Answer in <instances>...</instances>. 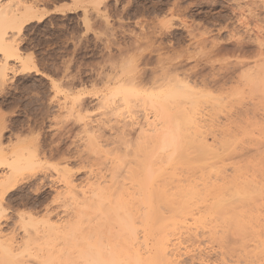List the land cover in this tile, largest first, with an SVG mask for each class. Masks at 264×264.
Returning a JSON list of instances; mask_svg holds the SVG:
<instances>
[{
	"label": "rangeland",
	"instance_id": "1",
	"mask_svg": "<svg viewBox=\"0 0 264 264\" xmlns=\"http://www.w3.org/2000/svg\"><path fill=\"white\" fill-rule=\"evenodd\" d=\"M27 8L34 12H31L32 17L29 15L30 18L27 16L25 21H21L23 22L21 33L11 27H8V30L4 29V25H9L8 17L12 14L20 16ZM6 13L10 16H6ZM0 17H2L0 19V31H7L4 44H0V73L3 75L6 73L0 79V148L3 150L2 152L0 149V154H6L5 156H8L10 161L17 159L19 164L21 162L23 164H20L21 170H18L20 182L15 187L13 186L14 188H11L3 198L7 212L0 219V233L2 231L1 236L4 237L0 240L2 243L0 245L1 261L4 258L2 245L10 242L17 250L16 258L19 257L17 259L19 264H38L41 260L43 261L41 263L48 264L46 263L48 259L46 254L49 255L50 249L53 250L54 248L56 250H53L52 253L56 255L51 257L54 259L53 262H58L61 259L58 248L60 250L63 244L58 239H54L55 235L52 238L54 230L52 229L51 233L50 229L51 227L58 228L59 225L61 228V226L64 227L71 223H80L77 222L78 217L74 210L77 207L75 203H78V210L84 206L85 200L82 199L84 193L90 197L100 183L101 185H108L112 179L115 180L117 177L129 188L130 191L128 192L133 193V189H130L133 186L130 184L132 182L129 178L130 175L126 173L128 168L123 166L121 170L114 169L117 171L116 173L120 171L118 173L121 174L120 176L113 173L112 166L117 160L119 161V157L124 156V153L119 151L125 149L122 148L124 145H120L123 144L121 139L123 135H121L122 132H119L122 130L120 127L123 128L124 123L131 122L124 130L127 134L130 133L134 136L135 130L139 127L137 124L142 123L146 116L153 117L152 113H155V108L149 102L147 105L146 102L142 101L143 103H141L135 98L126 103L119 95L115 98L107 96L110 88H114L115 82L119 79L121 82H127L124 78L128 77L129 73L127 74V72L130 70L133 72H130L132 75L139 72L141 75L143 74V77L147 76V79L153 77V74H163L164 70L169 67L170 69L173 67V70L177 68L178 74L175 73V77L176 74L180 75L176 78H182L187 86H191L189 91L186 88L189 94L190 91L192 94L194 93L192 90L195 91L192 99L191 96L193 95L186 96L188 98L179 95V101L185 104L184 109L188 113L196 111L195 117L197 116V119L201 116V120L198 119L200 123L202 122L204 125L208 121L206 129L204 127L206 125H204L205 130L202 129V131H204V135L207 134L211 151H215L214 149L217 148L216 152H212V154H216L218 151L221 155H219L220 157L218 155L211 157V154L203 163L204 166L206 165L205 168L202 165L203 170L195 169L197 175L194 170L185 168V166L183 170H177V172L166 162L164 164L165 172L170 168V172L167 170L169 173L166 174L168 177L173 173L174 175L180 174L177 176L181 178L184 176L183 179L187 177L184 179V183L181 178L177 179L175 175L176 181L180 179L183 181L182 183L180 180L181 184H179L178 181L171 180L174 177L170 176V178L173 177L169 178L173 181L169 180V184L172 185L169 186L170 190L176 183L180 187L184 185L187 188L194 185L195 187L198 186V190H202L203 187L205 190L206 182H209V186L212 183L220 186L223 177L225 179L228 175L229 180L227 179V181L229 182L231 181L230 177L239 175V184L242 179L243 183L248 184L247 187H249L250 192L253 190L255 193L254 189L264 192V162L261 159L264 158V90L261 89V86L257 85L258 88L256 85L252 86V81L251 84L249 82L253 77L256 81V75L263 72L264 68V60L261 61V57L257 59L259 55V43L257 41L260 39L264 42V0H0ZM4 18L8 20L6 21ZM255 61L260 62L255 64ZM186 73L188 74L186 75ZM248 74H253L252 79ZM184 83L183 86L180 84L177 86L182 90L185 88ZM250 86L254 88H250ZM254 89L257 90L258 94ZM261 90H263L262 93ZM102 96H107V98L103 97L104 100ZM107 100L111 101L108 102ZM193 100L194 105L191 103ZM193 106L195 107L193 108ZM202 120H205V123ZM132 123H135V127ZM132 129L133 131H130ZM119 135L121 136L119 137ZM117 138L120 139L121 143H118L119 139ZM126 138L129 139L128 136ZM224 140L232 143H230L232 150L230 147L226 149L225 145L228 143V147L230 144L227 141L225 144ZM223 146L225 153L222 151L224 150L222 149ZM165 153L161 155L163 156ZM246 160L249 162H245ZM260 161L262 162L260 163ZM248 163H255L254 166L256 165L257 170L254 166L251 167L253 164L248 165ZM262 163L263 167L261 168L259 165ZM193 165L196 166L197 164L194 163ZM6 167L7 165H0V175L8 171V167ZM216 170L220 174L217 172L216 175ZM112 176L115 179L111 178ZM188 176H192L193 179L192 177L188 178ZM64 178L68 182L70 181L71 186L76 187H74L75 194L74 192L67 194L68 190L65 185L67 180ZM205 180V183L202 182ZM216 180L220 184H216ZM248 182H251L250 185ZM245 183L244 186L247 185ZM229 187L230 191L225 192L226 197L230 192L231 197L229 196L230 198L227 199L238 205L241 203V197L234 195V193L231 195V191L234 190L231 185ZM77 191H81V194H78ZM253 192L250 193L251 196L257 193L253 194ZM259 193L256 199L260 198L259 202L255 201V205H253V199L252 203L250 202L251 205L248 204L249 208L254 206L252 208L254 211L250 209L252 211L250 212L254 217L258 214L255 217L258 218L257 221L252 222L251 215L248 213L249 209L246 207L247 204H244L245 206L240 205L245 207H241L244 210L248 209L245 211L250 215L251 223L248 222L249 226L247 224L246 228L250 230L254 227L252 225H255L254 228H256L259 227L258 224L261 223L260 226L264 224V199L262 198L264 193L262 195ZM194 198L189 205L192 209L189 210L190 212L193 211L191 212L193 217L196 216L191 217L189 212L188 215L183 214L185 217L183 216L184 218L179 220L177 225L179 232L176 234L178 235L171 237L176 243H181L178 251L180 252L178 253L180 254L178 255L180 264H251L252 262V264H256L259 260L257 264H264V251L260 242L264 241L262 240L264 239V225H262L263 229L256 228L257 231L261 232L263 238L262 236L260 238L249 237V239L246 237L244 242L241 237L240 239L237 238L239 235H233L234 233L231 232L232 238L230 234V238H228L231 241L227 240L228 243L226 241L222 245L223 243L218 240L223 235L220 234L228 230L224 229L228 225L224 224L225 226H223V223L218 222L216 217L208 215L205 207L208 202L211 203L212 197L209 196L207 199L205 197V202H208H204V205L201 203L203 202L201 198V201L199 198ZM197 202L200 208L196 206ZM83 209L85 208L83 207ZM166 210L163 213L169 217L168 208ZM88 212L93 214L91 209ZM23 214L24 220L27 215L35 216V220H32L34 223H27L28 220L21 219L20 216ZM87 216L93 218L94 215ZM87 216H85L86 220ZM86 220L84 218L81 220L84 223L82 229L88 232L89 225L87 224L88 220ZM92 221L94 222V220ZM198 221H203L201 226L196 223ZM217 225L219 228L216 227ZM182 226L185 227L181 229ZM196 226L199 227L195 231ZM187 227L194 228L193 231L195 232L193 233L197 237L193 233L190 235ZM201 227L203 228L201 229ZM212 227L218 229H215L217 231L215 233L217 237L218 235L221 236L218 237L219 239L213 238L215 234H212L211 237V232L214 233ZM138 228L142 230L139 225ZM209 230L213 231L210 232ZM229 230L234 229L229 228ZM48 231L50 232L47 233ZM141 232L140 236H142ZM52 239L57 243L59 241L58 245L57 243L54 245L55 247L53 246L55 241ZM40 240L41 242H39ZM50 241L54 242L51 243ZM148 241L147 243L151 247L154 241L153 239ZM219 242L221 244H218ZM34 244L38 245L35 246ZM235 244L237 248L234 247ZM228 245L233 248L231 249ZM238 245H242L243 248ZM19 248L21 249L19 250ZM149 249L152 250V247Z\"/></svg>",
	"mask_w": 264,
	"mask_h": 264
},
{
	"label": "bare ground",
	"instance_id": "2",
	"mask_svg": "<svg viewBox=\"0 0 264 264\" xmlns=\"http://www.w3.org/2000/svg\"><path fill=\"white\" fill-rule=\"evenodd\" d=\"M178 1V0H177ZM182 1V0H181ZM254 4V3H253ZM254 6V5H253ZM258 7V6H257ZM240 8V7H239ZM240 10V9H239ZM33 11V10H32ZM30 9L27 8L26 11H24V13H21L20 16L18 15H9L8 13H6V16H10L8 17V21H9V25H4V29L11 27L14 28L15 30L18 31V33H21L23 31V22L21 21H25V18L29 15H31L32 12ZM34 12V11H33ZM234 12V11H233ZM243 13V12H242ZM242 15V14H241ZM34 16V14H33ZM32 17V15H31ZM244 17V16H243ZM30 18V16H29ZM0 19H2V17H0ZM5 19V18H4ZM6 20V19H5ZM6 20V21H7ZM28 21V20H27ZM2 26V25H1ZM6 26V27H5ZM208 29V28H207ZM3 30V27H2ZM8 30V29H7ZM192 30V29H191ZM189 31V30H188ZM188 33V32H187ZM251 33V32H249ZM7 34V31L3 30L0 31V44L3 45L4 41H5V36ZM165 34V33H164ZM9 37V36H8ZM11 39V38H9ZM15 39V38H14ZM164 39V38H163ZM7 40V39H6ZM16 40V39H15ZM238 40V39H237ZM7 42V41H6ZM12 42V41H11ZM9 42V43H11ZM14 42V40H13ZM17 42V41H16ZM249 42V41H248ZM257 43H259V55L257 57L260 58L261 57V61H263L264 59V42L263 40H258ZM8 44V43H6ZM171 44V43H170ZM0 45V46H1ZM12 45V44H11ZM15 45V43H14ZM214 45V44H213ZM238 45V44H237ZM257 45V44H256ZM234 46V45H233ZM16 47V46H15ZM7 48V47H6ZM228 48V47H227ZM226 48V49H227ZM10 49V47H9ZM228 50V49H227ZM235 50V49H233ZM237 51V50H236ZM251 52V51H250ZM258 53V52H257ZM256 54V53H255ZM260 60V59H259ZM160 61V58H159ZM259 63L258 61H255V64ZM264 62V61H263ZM182 63V62H180ZM134 64V63H133ZM183 64V63H182ZM128 65V64H127ZM135 65V64H134ZM179 65V64H177ZM181 65V64H180ZM179 65V66H180ZM137 66V65H136ZM258 66V65H257ZM26 67V66H25ZM138 67V66H137ZM178 67V66H177ZM261 67V66H260ZM132 68V66H131ZM130 68V69H131ZM136 68V67H135ZM134 68V69H135ZM162 68V67H161ZM167 68V67H166ZM165 68V69H166ZM258 68V67H257ZM256 68V69H257ZM129 69V67H128ZM133 69V68H132ZM139 69V67L137 68ZM136 69V70H137ZM164 69V68H163ZM177 69V68H176ZM173 67L172 69H170V67L167 70H164L163 74H158V75H154L153 77H148L150 79H146V77H143V74L141 75L139 72H136V74L134 73L133 75L131 73V70L129 72H127V78L129 80H127V78L124 80H126L127 82H121L119 79L117 82H115V87L114 88H110V92L107 95L108 97L111 98H115V96L117 97L118 95L121 96V98H123L124 101H126V103H128L127 101H129L130 99H137L140 100L141 103H143L142 101L146 102L147 105H149V103L155 108V113L153 115V117H149L146 116L144 121L142 123H140L139 121V125L137 124L138 129L135 130V123L133 124L134 130L136 131L134 136L127 134L125 132L124 129H127V125H129L128 123L131 122H127L126 124L124 123V127L121 128L119 131L120 133L122 132L121 135H123V137L121 135H119V137L121 136V140L123 144H120L121 146L124 145V147L122 146V148H125L123 150H119L121 153H124V156L119 157V161L118 163H114L113 167V173L116 175H121L118 174L120 171H118V173H116L117 171L115 170H121V168H125V166L128 168L126 169V173L130 175V184H133L132 187H130V189L132 190V194L129 193L128 191L129 188L126 187L125 184H123V182L120 181L119 177L118 180L117 178L115 179V177H113V173H112V177L115 180L112 179V182L110 184H106V185H99L98 188H95L96 191H94L93 193H91L92 196H87L86 193H82L83 197L82 199L85 200L84 203V208L83 207L79 210L77 207L78 203H75L77 205V207H75L76 211L74 210V212H76V215L78 217V221L80 223H75V224H68L70 226H64L60 228V225L58 228L56 227H51L50 231L53 229V233H52V238L54 239H58L59 241H61V243L63 244L62 247H60V250L58 248V253H60V257L61 259L58 262H53L54 259V255H56L55 253H52L53 250H56V248H54L57 243V241H55V244H53V250L50 249L49 255L46 254L47 256V261L46 263L48 264H180L179 263V256L180 252V242L176 243L174 240H172L171 237H174L178 234H176V232L178 233L179 231H177V225L179 220L181 221L182 218H184V215H188V212L191 214V211L189 209L190 208V204L191 201L193 200L194 197L196 198H201L203 202H201L204 205V202L206 201V199L211 196L212 197V201L209 204H206L207 208V212L208 215H212L214 217L217 218V220H219L218 222L221 221V224L223 226L228 225V227L224 228V229H228L227 231H225L224 233H221L220 235H222V237L220 238L219 235L218 237L220 238V240L224 245V243L228 239L230 238V236L232 234H230L231 232H233V235H239V237H237L238 239H241L245 242L246 237H248L247 239L252 238V237H256V238H260L261 232L257 231L254 226L253 229L255 230H250L249 228L247 229L246 226L249 223H251L250 221L252 220V222L257 221L258 218H255L257 215H252L251 212L254 211L252 208L248 207V204L254 199L253 201V205L254 202L260 200V198L258 200L257 199V194L260 192L257 189L255 191V193L253 192V188L251 189L253 192V196H251V192L249 190V187L247 183V185L244 186V183L240 180L241 183L243 184H239V175L234 176L233 174V178L230 177L231 181H227L228 179V175L227 178L221 179V184L219 183V181L217 182L216 180V184L219 183V185H215L214 183L210 184L209 186V182L207 183L206 180L202 181V182H206L205 186L206 189L204 190L203 187V191L202 190H198V186H194L191 187L188 186L187 188L184 187V185L182 187H180L179 185H177L178 183L175 184V186L173 185V188H175L173 190V188H171L172 190H170L169 186H172L169 184V180L171 178H173L176 175V178L179 179L181 177H178V174L173 173V175H169V177L167 176L170 172V168L167 169L169 170V172L166 170L165 172V168H164V164H169L172 166V168H174V170H183V167L185 166V168H189L191 170H194V173L196 172V170H203L201 167L203 165V163L205 162L206 159H208V157H210V155L216 152V149H214L215 151H211L212 148H210V145L208 144L207 141V137H206V133L204 135V131L207 127V123L208 121H206V123L203 125V123L198 120L201 118H196L195 114L197 113L196 111L193 112L191 111L190 113H188L186 111L185 108V104L181 103L182 101H179L178 96L182 95V97H186V96H191L194 97V93L195 91L192 90L194 93L192 94V92L190 91L187 92V90H190L191 86H187V83H184V80H182V78L177 79L178 77H180V75L178 74V69L176 70ZM255 69V70H256ZM260 69V68H259ZM3 70V68L1 69V71ZM176 70V71H175ZM253 70V71H255ZM123 71V70H121ZM134 71V70H133ZM139 71V70H138ZM252 71V70H251ZM126 72V71H125ZM123 72V73H125ZM131 72V73H130ZM256 72V71H255ZM140 75H139V74ZM162 73V72H160ZM174 73V74H173ZM175 73L176 77H175ZM251 73V72H248ZM254 73V72H253ZM258 73V72H257ZM6 74V73H5ZM4 74V75H5ZM122 74V73H120ZM119 74V75H120ZM126 74V73H125ZM131 74V75H130ZM184 74V73H183ZM188 73H186L187 75ZM3 74L0 73V79L3 78L4 76ZM116 75V74H115ZM130 75V76H129ZM174 75V76H173ZM247 75V74H246ZM249 75V74H248ZM253 75V74H252ZM252 75H249L250 77ZM122 76V75H121ZM190 76V75H189ZM248 76V79H249ZM182 77V76H181ZM184 77V76H183ZM245 77V76H244ZM258 77V78H257ZM191 78V77H190ZM256 81H254V77L252 79V77L250 79L249 82L251 84L252 81V86L257 85L260 87L261 89L263 88L264 90V68H263V72H259V75H256ZM258 79V80H257ZM113 80V79H111ZM111 80H109V82H111ZM246 80H247V76H246ZM115 81V79H114ZM188 82V80H186ZM245 81V80H244ZM255 84H254V82ZM108 82V83H109ZM193 82V80H192ZM205 82V81H204ZM184 83V87L182 90L179 88L180 85L183 86ZM191 83V82H188ZM180 84V85H179ZM196 84V83H194ZM216 84V83H215ZM249 84V83H247ZM254 84V85H253ZM148 85H150L148 87ZM179 85V86H177ZM206 85V84H205ZM195 86V85H194ZM197 86V85H196ZM250 86V88L252 87ZM247 87V86H246ZM187 88V90H186ZM254 88V87H252ZM107 89V88H106ZM255 90V89H254ZM261 90V93L262 91ZM186 91V92H184ZM239 91V89H238ZM238 91H235L236 93H238ZM249 91V90H248ZM257 92V90H255ZM207 92V91H206ZM255 92V94H256ZM183 93V94H182ZM210 93V92H209ZM251 93V92H250ZM260 93V92H259ZM205 94V93H204ZM233 94V93H232ZM231 94V95H232ZM253 94V93H252ZM258 94V92H257ZM264 94V93H263ZM184 95V96H183ZM234 95V94H233ZM261 95V94H260ZM105 96V95H104ZM102 96V98L104 97ZM104 97V98H107ZM188 96V97H189ZM241 97V95H239ZM184 97V98H185ZM186 97V98H188ZM197 97V96H196ZM236 97V96H235ZM249 97V96H248ZM252 97V96H251ZM254 97V96H253ZM261 97V96H260ZM103 98V99H104ZM120 98V99H121ZM181 98V97H180ZM262 98V97H261ZM110 99V98H109ZM243 99V98H242ZM249 99V98H248ZM258 99V98H257ZM105 100V99H104ZM115 100V99H113ZM132 100V101H133ZM136 100V101H137ZM182 100V99H181ZM254 100V99H253ZM108 102H110L109 100H107ZM131 101V103H132ZM244 101V100H243ZM122 102V101H121ZM134 102V101H133ZM139 102V101H138ZM149 102V103H148ZM194 100L191 102L192 105H194L195 103H193ZM197 102V101H196ZM252 102V101H251ZM261 102V101H260ZM106 103V102H105ZM114 103V102H113ZM205 103V102H204ZM123 104V103H122ZM134 104V103H133ZM238 104V103H236ZM259 104V103H258ZM109 105V103H108ZM143 105V104H142ZM145 105V104H144ZM143 105V106H144ZM146 105V106H147ZM228 105V104H227ZM196 106V105H195ZM193 106V108L195 107ZM237 106V105H236ZM119 107V106H118ZM136 107V106H135ZM203 107V105H202ZM129 108V107H128ZM142 108V107H141ZM146 108V107H145ZM148 108V107H147ZM237 108V107H236ZM250 108V107H249ZM107 109V108H106ZM132 109V108H130ZM129 109V110H130ZM136 109V108H135ZM150 109V108H148ZM208 109V108H207ZM206 109V110H207ZM105 110V109H104ZM128 110V111H129ZM192 110V109H190ZM197 110V109H196ZM106 111V110H105ZM131 111V110H130ZM150 111V110H149ZM205 111V110H203ZM126 112V111H125ZM187 112V113H186ZM210 112V111H209ZM225 112V111H224ZM242 112V111H241ZM107 113V112H106ZM124 113V112H123ZM127 113V112H126ZM263 113V112H262ZM115 114V113H114ZM132 114V113H131ZM200 114V113H199ZM252 114V113H251ZM258 114V113H257ZM111 115V114H110ZM198 115V114H197ZM236 115V114H235ZM107 116V115H106ZM230 116V115H229ZM101 117V116H100ZM105 117V116H104ZM204 117V115H203ZM233 117V116H232ZM250 117V116H249ZM253 117V116H252ZM131 118V117H130ZM225 118V117H224ZM106 119V118H105ZM104 119V120H105ZM257 119V118H256ZM133 120V119H132ZM201 120V119H200ZM136 121V120H135ZM233 121V120H232ZM259 121V120H257ZM114 122V121H113ZM112 123V122H111ZM214 123V122H213ZM227 123V122H226ZM238 124V123H237ZM113 125V124H112ZM131 126V125H130ZM203 126L205 127V129L203 128ZM221 126V125H220ZM115 127V126H114ZM126 127V128H125ZM222 127V126H221ZM261 127V126H260ZM209 128V127H208ZM220 128V127H219ZM257 128V127H256ZM119 130V128H118ZM220 130V129H219ZM222 130V129H221ZM233 130V129H232ZM114 131V130H113ZM128 131V130H126ZM130 131H133L130 130ZM202 131V132H201ZM257 131V130H256ZM117 132V131H116ZM129 132V131H128ZM234 132V131H233ZM119 133V134H120ZM232 134V133H231ZM86 135V134H85ZM118 135V133H117ZM237 135V134H236ZM256 135V133H255ZM126 136L129 137V139L126 138ZM102 137V136H101ZM234 137V136H233ZM260 137V136H259ZM104 138V137H102ZM119 139V138H117ZM116 139V140H117ZM232 139V138H231ZM106 140V139H105ZM114 140V139H113ZM91 141V140H90ZM107 141V140H106ZM227 141V140H226ZM226 141L224 140L223 142L226 144ZM229 142V141H227ZM245 142V141H244ZM104 143V142H103ZM120 139H119V142ZM231 142H229L230 144ZM99 144V143H98ZM114 144V143H113ZM228 144V143H227ZM226 149L230 147L231 149V144L230 146L228 145ZM88 145V143H87ZM101 145V144H100ZM118 145V144H115ZM120 146V147H121ZM246 147V146H245ZM101 148V147H100ZM105 148V147H104ZM215 148V147H214ZM225 147L223 146L222 149H224ZM237 148V147H236ZM263 148V147H261ZM2 150V148H0ZM85 149V147H84ZM99 150V149H97ZM109 150V149H108ZM232 150V149H231ZM61 151V150H60ZM59 151V152H60ZM104 151V150H103ZM223 152L225 151L222 150ZM238 151V150H237ZM3 152V150H2ZM58 152V153H59ZM110 152V150H109ZM166 152V153H165ZM222 152V153H223ZM227 152V151H226ZM230 152V151H229ZM232 152V151H231ZM244 152V151H243ZM63 153V152H62ZM97 153V152H96ZM100 153V152H99ZM165 155H161L164 154ZM218 153V151H217ZM212 154V156H216L218 155V157H220V153L218 154ZM225 153V152H224ZM242 153V152H241ZM64 154V153H63ZM161 156H160V155ZM233 154V153H232ZM230 154V155H232ZM263 154V153H262ZM6 155V154H5ZM3 153L0 154V165L4 164L5 166L7 165L8 167V171H6V173H3V175H0V219H2V215L7 212V209L4 205V201L3 198H5V195L8 194V191L11 190V188H14L15 185L20 182L19 181V175H18V170L20 169V164H22V162L19 164L18 160L14 159V161H10V159L8 158V156L6 157ZM11 155V154H10ZM95 155V154H94ZM116 155V154H115ZM123 155V154H122ZM220 155V156H219ZM225 156V154H223ZM229 155V154H227ZM245 155V154H244ZM57 156V155H55ZM60 156V155H59ZM98 156V155H97ZM112 156V155H111ZM123 157V158H122ZM213 157V158H214ZM228 157V156H227ZM246 157V156H245ZM259 157V156H258ZM262 157V156H260ZM113 158V157H112ZM115 158V157H114ZM121 158V159H120ZM128 158V159H127ZM130 158V159H129ZM254 158V157H253ZM13 159V158H12ZM31 159V157H30ZM80 159V158H79ZM95 159V157H94ZM98 159V158H97ZM240 159V158H239ZM243 159V158H241ZM261 159H263L264 162V158L262 157ZM96 160V159H95ZM230 160V159H229ZM228 160V161H229ZM249 160V159H248ZM248 160H246L245 162H247ZM260 160V159H259ZM21 161V159H20ZM19 161V162H20ZM24 161V160H23ZM233 161V160H232ZM29 162V160H28ZM32 162V161H31ZM64 162V161H63ZM94 162V161H93ZM161 162V163H160ZM234 162V161H233ZM249 162V161H248ZM252 162H254L252 160ZM257 162V161H256ZM255 162V163H256ZM262 161H260L261 163ZM69 163V162H68ZM96 163V162H95ZM100 163V162H99ZM196 163L197 165L194 166L193 164ZM230 163V162H229ZM241 163V162H240ZM239 163V164H240ZM254 163V164H255ZM33 164V163H32ZM216 164V163H215ZM225 164V163H224ZM253 164V163H251ZM250 163H248V165H251ZM251 165L252 166H254ZM23 165V164H22ZM34 165V164H33ZM36 165V164H35ZM106 165V164H105ZM193 165V166H190ZM246 165V164H244ZM258 165V164H257ZM262 164H260L259 166H261V168L263 167ZM32 166V165H30ZM41 166V165H40ZM110 166V165H109ZM206 166V165H205ZM205 166L203 165V167L205 168ZM6 167V168H7ZM35 167V166H34ZM33 167V168H34ZM111 167V168H112ZM181 167V168H180ZM209 167V166H208ZM241 167V165H240ZM249 167V166H248ZM247 167V168H248ZM256 169V165L254 166ZM23 168V167H21ZM65 168V167H64ZM180 168V169H179ZM200 168V169H199ZM207 168V167H206ZM223 168V167H222ZM225 168V167H224ZM238 168V167H236ZM250 168V167H249ZM93 169V168H92ZM115 169V170H114ZM196 169V170H195ZM211 169V168H210ZM209 169V170H210ZM217 169V168H216ZM21 170V169H20ZM23 170V169H22ZM187 170V169H186ZM206 170V169H205ZM207 170V171H209ZM246 170V169H245ZM252 170V169H251ZM257 170V169H256ZM173 171V170H172ZM174 171V172H176ZM188 171V170H187ZM219 171V169H218ZM216 170V175L217 172ZM221 171V170H220ZM62 172L64 173V171L62 170ZM62 172H60V174H63ZM66 172V171H65ZM125 172V171H124ZM178 172V171H177ZM180 172V171H179ZM191 173H193V171H190ZM189 172V173H190ZM198 172V171H197ZM226 172V171H225ZM259 172V170H258ZM59 173V172H58ZM108 173V172H107ZM211 173V172H210ZM213 173V171H212ZM211 173V174H212ZM223 173V172H221ZM227 173V172H226ZM235 173V172H233ZM238 173V172H237ZM263 173V172H261ZM66 175V173H64ZM69 174V172H68ZM167 174V175H166ZM182 174V173H181ZM196 174V173H195ZM218 174H220L218 172ZM229 174V173H228ZM24 175V174H23ZM178 175V176H177ZM190 175V174H189ZM197 175V174H196ZM207 175V174H206ZM213 175V174H212ZM230 175V176H232ZM263 175V174H262ZM59 176V175H58ZM61 176V175H60ZM170 176H173L170 178ZM183 176V174L181 175ZM187 176V175H186ZM204 176V175H203ZM239 176V177H238ZM23 178V176H21ZM62 177V176H61ZM63 177H66L63 175ZM184 177V176H183ZM183 177L181 178L183 181ZM192 177V176H188ZM220 177V176H219ZM257 177V176H256ZM108 178V177H107ZM170 178V179H169ZM202 178V177H201ZM200 178V179H201ZM209 178V177H208ZM66 179V178H64ZM180 179V180H181ZM193 179V177H192ZM191 179V180H192ZM219 179V178H217ZM261 179V178H260ZM67 180V179H66ZM71 180V177H70ZM95 180V179H94ZM171 180H175L174 182H179V184H181L180 180L175 179H171ZM170 180V181H171ZM190 180V181H191ZM229 180V179H228ZM63 181V180H62ZM75 181V180H74ZM88 181V180H87ZM111 181V179H110ZM120 181V182H119ZM182 181V183H183ZM189 181V179H188ZM245 181V180H243ZM101 182V181H100ZM173 182V181H171ZM199 182V181H198ZM185 183V181H184ZM249 183V182H248ZM251 183V182H250ZM249 183V185H250ZM64 184V183H63ZM72 184H74L72 182ZM174 184V183H172ZM189 184V182H188ZM192 184V183H191ZM194 184V183H193ZM223 184V185H222ZM66 188H67V194L74 192V194L76 193L74 191L75 188L73 186H71L70 181L66 182ZM90 185V183H89ZM177 185V186H176ZM200 185V184H199ZM222 185V186H221ZM233 188L234 191H231V195L234 193V195H237L239 197H241V203H232L230 202L229 199L230 198V192L228 194V197H226V191H230V187ZM234 185V186H233ZM240 185V186H239ZM14 186V187H13ZM80 186V185H79ZM94 186V185H93ZM187 186V185H185ZM209 186V187H208ZM237 186V188H235ZM255 186V185H254ZM184 187V188H183ZM195 187V188H194ZM257 187V186H256ZM264 187V186H263ZM262 187V188H263ZM93 188V187H92ZM92 188H90L92 190ZM187 190H186V189ZM190 188V189H189ZM194 188V189H193ZM89 189V188H88ZM136 189V190H135ZM59 190V189H58ZM89 190V191H91ZM85 191V190H84ZM136 191V192H135ZM203 193H202V192ZM57 192V191H56ZM78 192V191H77ZM81 192V191H80ZM78 192V194L80 193ZM201 192V193H200ZM60 193V192H59ZM264 193V192H263ZM262 191L259 193V195L263 194ZM61 194V193H60ZM66 194V193H65ZM81 194V193H80ZM90 194V193H89ZM137 194V195H136ZM258 195V196H259ZM68 196V195H66ZM74 196V195H73ZM79 196V195H78ZM230 196V197H229ZM70 197V195H69ZM72 197V196H71ZM80 197V196H79ZM206 197V199H205ZM75 198V197H74ZM262 198L264 199V196H262ZM195 199V198H194ZM201 199L199 201H201ZM205 199V200H204ZM235 199V198H234ZM6 200V199H5ZM74 200V199H72ZM186 200V201H185ZM232 200H233V196H232ZM70 201V200H69ZM198 201V200H195ZM237 201V200H236ZM77 202V201H76ZM83 202V201H82ZM81 202V203H82ZM205 202V203H207ZM194 203V201H193ZM192 203V204H193ZM250 203V205H251ZM12 204V203H11ZM241 204H247L246 207H248V209L246 208L245 210H248V213H246V211L243 209L245 207L240 206ZM259 204V203H258ZM7 205V204H6ZM75 205V206H76ZM194 205V204H193ZM249 205V206H250ZM199 206L198 202L197 205ZM240 206V207H239ZM245 206V205H244ZM166 207L168 208V214L169 217L166 216L163 211L166 210ZM243 207V208H241ZM8 208V206H7ZM12 208V207H11ZM73 208V207H72ZM144 210H142V209ZM163 208V209H162ZM200 208V206H199ZM240 208V209H239ZM70 209V208H69ZM91 209L93 214H90L88 211ZM242 209V210H241ZM252 209V211L250 210ZM141 210V211H140ZM251 211V212H250ZM261 211V210H260ZM72 212V211H71ZM167 212V210H166ZM257 212V211H256ZM78 213V214H77ZM255 213V212H254ZM253 213V214H254ZM4 214V216H5ZM22 214V213H21ZM26 214V213H25ZM184 214V215H183ZM189 214V216H190ZM205 214V212H204ZM87 215H94L92 220H94V222L90 219V217H88ZM260 215V214H259ZM27 215L26 219L24 220V214L21 217V219H23L24 221L28 220L27 223L29 222H33L32 220H35V216H29ZM85 216H87V220H88V225H89V231L85 232V230L82 229L84 223H82L81 220H86ZM184 216V217H183ZM196 216V215H195ZM194 216V217H195ZM249 216L252 218H249ZM75 217V216H74ZM191 217H193V215L191 214ZM193 217V218H194ZM213 217V218H214ZM254 217V218H253ZM34 218V219H33ZM67 218V217H66ZM80 218V221H79ZM82 218V219H81ZM89 218V219H88ZM215 218V219H216ZM39 219V218H38ZM212 219V218H211ZM209 219V220H211ZM213 219V220H215ZM251 219V220H250ZM256 219V220H254ZM19 220V219H18ZM86 220V221H87ZM184 220V219H183ZM200 220V219H199ZM44 221V220H43ZM92 221V222H91ZM187 221V220H185ZM261 221V220H260ZM49 222V221H48ZM46 222V223H48ZM84 222V221H83ZM203 222V221H202ZM201 221H198L196 223H198L200 226L202 224ZM214 222V221H213ZM34 223V222H33ZM40 223V221H39ZM205 223V222H204ZM203 223V225H204ZM209 223V222H208ZM44 225V222L42 223ZM49 224V223H48ZM80 224V225H79ZM91 224V226H90ZM206 224V223H205ZM212 224V223H211ZM216 224V223H215ZM214 224V225H215ZM225 224V225H224ZM253 224V223H252ZM261 224V223H260ZM259 225V229L262 228L264 224H262L261 226ZM42 225V226H43ZM66 225V224H65ZM138 225L142 227V230L138 228ZM47 226V225H46ZM181 226V224H180ZM213 226V225H211ZM219 225H217L216 227H218ZM249 226V224H248ZM24 227V226H23ZM48 227V226H47ZM46 227V228H47ZM50 227V226H49ZM185 227V226H184ZM182 226L181 229L184 228ZM199 227V226H198ZM196 226L195 231L198 228ZM251 227V226H250ZM44 228V227H42ZM55 228V229H54ZM203 227H201L202 229ZM207 228V227H205ZM219 228V227H218ZM230 229H234V230H229ZM35 229V228H34ZM179 230H181L180 228H178ZM208 229V228H207ZM213 230H209L210 232L213 231L214 233L211 232V237H217L216 233L217 231H215V229L217 228H213ZM221 229V228H220ZM247 229V230H246ZM258 229V230H259ZM263 229V228H262ZM194 228L192 227H187V231L188 233H193L195 231H193ZM218 230V229H217ZM222 230V229H221ZM36 231V230H35ZM50 231H48L47 233H49ZM143 231V232H141ZM224 231V230H223ZM43 232V231H42ZM140 232L142 233V236H140ZM222 232V231H221ZM2 233V231H1ZM0 233V240L2 239L3 236H1ZM203 233V231H202ZM201 233V234H202ZM37 234V232H36ZM180 234V233H179ZM194 234V233H193ZM213 234V235H212ZM219 234V232H218ZM230 234V236H229ZM144 235V237H143ZM182 235V234H181ZM187 235V234H186ZM195 235V234H194ZM38 237V236H37ZM43 237V236H42ZM48 237V236H46ZM51 237V234H50ZM195 237H197L195 235ZM194 237V238H195ZM217 237V239H219ZM4 238V237H3ZM28 238V237H27ZM143 238V239H142ZM232 238V236H231ZM236 238V239H237ZM263 238V236H262ZM46 239V238H45ZM48 239V238H47ZM46 239V240H47ZM153 239V244H152V250H150L149 248H151L149 246V244L147 242H149L148 240ZM178 239V238H176ZM185 239V238H184ZM215 239V238H214ZM216 239V241H217ZM25 240V239H24ZM189 240V239H188ZM264 240V239H262ZM9 241V240H8ZM11 241V240H10ZM31 241L33 242L32 238ZM44 241V240H43ZM53 241V242H54ZM58 241V243H59ZM217 241V242H218ZM241 241V240H240ZM241 241V242H243ZM248 241V240H247ZM28 242V240H27ZM41 242V240L39 241ZM51 242V241H50ZM51 242V243H53ZM233 242V240H232ZM261 245L263 246V251H264V241H260ZM37 243V242H36ZM44 243V242H42ZM49 243V241H48ZM57 243V245H58ZM60 243V244H61ZM199 243V242H198ZM214 243V242H213ZM228 243V241H227ZM226 243V244H227ZM234 243V242H233ZM232 243V244H233ZM259 243V242H258ZM1 241H0V245H1ZM5 245H2L4 251H3V255L4 258H2V261L0 260V264H19L17 262V259H19V257L16 258L17 256V250L14 249V247L11 245V243L7 242L4 243ZM30 244V242H29ZM45 244V243H44ZM218 244H221L220 242ZM242 244V243H240ZM35 245V244H34ZM38 245V244H37ZM35 245V246H37ZM50 245V244H49ZM52 245V244H51ZM50 245V246H51ZM231 245V242H230ZM228 245V246H230ZM236 245V244H235ZM245 245V244H244ZM40 246V245H39ZM42 246V245H41ZM47 246V244H46ZM191 246V245H190ZM209 246V245H208ZM228 246H226L228 248ZM241 246L242 245H238ZM58 247V246H57ZM213 247V246H212ZM231 247V246H230ZM235 248H237V245L234 246ZM239 247V248H241ZM253 247V246H252ZM251 247V248H252ZM35 248V247H34ZM46 248V247H45ZM71 248V249H69ZM198 248V247H197ZM233 247H231L232 249ZM243 248V247H242ZM250 248V247H249ZM254 248V247H253ZM261 248V247H260ZM21 248H19L20 250ZM31 249V248H30ZM38 249V247H37ZM44 249V248H43ZM48 249V248H46ZM69 249V251H68ZM224 249V246H223ZM230 249V248H229ZM32 250V249H31ZM35 250V249H34ZM255 250V249H254ZM36 251V250H35ZM60 251V252H59ZM65 251V252H64ZM200 251V250H199ZM219 251V250H218ZM221 251V250H220ZM225 251V250H224ZM39 252V251H38ZM42 253V251H40ZM47 252V253H48ZM63 252V253H61ZM230 252V251H228ZM236 252V251H235ZM240 252V251H239ZM253 252V251H252ZM19 253V252H18ZM57 253V252H56ZM57 253V254H58ZM216 253V252H215ZM223 253V252H222ZM226 253V252H225ZM234 253V252H233ZM261 253V251H260ZM198 254V253H197ZM231 254V253H230ZM240 254V253H239ZM262 254V253H261ZM21 255V254H18ZM33 255V254H32ZM38 255V253H37ZM53 255V257H51ZM210 255V254H208ZM232 255V254H231ZM237 255V252H236ZM242 255V254H241ZM264 255V252H263ZM35 256V255H34ZM42 256V255H41ZM252 256V255H251ZM259 256V253H258ZM40 257V256H39ZM59 257V256H58ZM182 257V256H181ZM229 257V256H228ZM257 257V256H256ZM262 257V256H261ZM24 258V257H23ZM201 258V257H200ZM32 259V258H31ZM30 259V260H31ZM40 259V258H39ZM44 259V258H42ZM188 259V258H187ZM224 259V258H223ZM258 259V258H257ZM26 260V259H25ZM38 260V259H36ZM80 260V261H78ZM234 260V259H233ZM21 261V260H20ZM27 261V260H26ZM33 261V260H32ZM181 261V260H180ZM236 261V260H235ZM247 261V260H246ZM254 261V260H252ZM258 261V260H257ZM256 261V262H257ZM260 261V260H259ZM258 261V262H259ZM34 262V261H33ZM41 262H43L41 260ZM40 261L38 262V264H45V263H41ZM257 262V263H258ZM21 263V262H20ZM23 263V262H22ZM190 263V262H189ZM228 263V262H227ZM242 263V262H241ZM253 263V262H252ZM251 263V264H252ZM256 263V264H257ZM26 264V263H25ZM202 264V263H201ZM236 264V263H235ZM243 264V263H242Z\"/></svg>",
	"mask_w": 264,
	"mask_h": 264
}]
</instances>
